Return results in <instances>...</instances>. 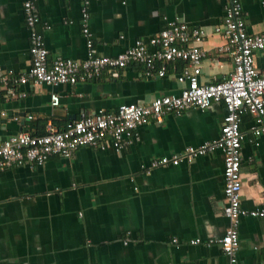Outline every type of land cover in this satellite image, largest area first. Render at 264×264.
Listing matches in <instances>:
<instances>
[{
	"label": "crops",
	"instance_id": "crops-1",
	"mask_svg": "<svg viewBox=\"0 0 264 264\" xmlns=\"http://www.w3.org/2000/svg\"><path fill=\"white\" fill-rule=\"evenodd\" d=\"M23 1L0 0V67L5 70L30 65ZM263 1L240 0L249 32L261 30ZM226 2L34 0L48 61L85 57L83 7L99 55H116L179 19L205 32L202 82L222 79L233 68L229 54L217 51L224 39L213 32ZM254 63L264 69V49L255 52ZM183 65H170L164 76H147L140 65L130 64L75 84H28L20 87L24 97L7 98L0 89V111L6 113L0 115V137L22 129L42 134L48 122L62 129L83 113L177 94L183 83L176 74ZM51 93L59 95L57 106L50 104ZM224 115L220 102L169 112L161 121L140 125L133 143L120 149L107 138L104 145L78 147L69 158L51 155L41 165L0 171V264H229L218 242L207 244L228 225L221 151L145 171L153 158L216 138ZM252 123L253 116L243 112L240 205L245 209L264 207V135L254 140ZM195 238L200 241L190 243ZM238 238L234 264H264V216L241 217Z\"/></svg>",
	"mask_w": 264,
	"mask_h": 264
},
{
	"label": "built area",
	"instance_id": "built-area-1",
	"mask_svg": "<svg viewBox=\"0 0 264 264\" xmlns=\"http://www.w3.org/2000/svg\"><path fill=\"white\" fill-rule=\"evenodd\" d=\"M264 5V1L262 2ZM222 21L213 29L224 43L217 47L226 52L233 62L232 71L219 80L200 81L205 51L202 41L205 32L176 19L146 39L138 38L129 47L113 56L96 54L93 36L88 28V10L83 7L82 33L86 55L82 59L57 56L48 61V49L43 34L37 29L40 20L34 0H24L22 11L29 30L30 65L23 71L5 70L0 67V89L5 97H24L21 86L28 84H75L98 77L103 70L124 68L130 64L140 65L147 76H164L169 66L177 62L184 65L176 74L183 83L177 94H162L148 103H122L115 109L83 113L65 128L48 122L42 134L20 130L0 137V171L18 165H41L51 155L69 158L80 146L104 145L109 138L116 149L128 146L136 138V129L150 121H161L169 112L179 114L192 107L206 109L213 102L223 103L220 133L216 138L199 145H188L180 153L153 158L145 171L164 165H177L180 160L192 161L195 157L215 150L223 155V214L228 219L224 234L209 239L207 244L218 242L228 256L229 264L236 262L239 246L238 224L241 217L264 216V207L245 209L240 205L241 190V115L247 111L253 116L250 133L255 140L264 135V69H257L254 54L264 49V20L261 30L249 32L240 0H227ZM50 104H59V95L50 94ZM0 111V115H5ZM33 116L27 115L28 119ZM17 118V117H15ZM175 240V239H173ZM200 241L191 239L190 243ZM253 264H262L255 262Z\"/></svg>",
	"mask_w": 264,
	"mask_h": 264
}]
</instances>
